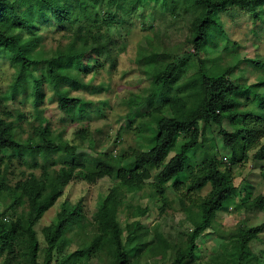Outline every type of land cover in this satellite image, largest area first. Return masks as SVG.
<instances>
[{
  "label": "rangeland",
  "instance_id": "rangeland-1",
  "mask_svg": "<svg viewBox=\"0 0 264 264\" xmlns=\"http://www.w3.org/2000/svg\"><path fill=\"white\" fill-rule=\"evenodd\" d=\"M131 1L125 0L123 8L114 5L109 9L105 6L96 9L102 20L98 22V29L90 31L102 33L105 51L82 58V73L78 79L87 88L76 90L68 84L61 86L68 98L80 100L77 110L83 111L82 119L70 118L60 111L57 97L44 79L46 62L55 60L71 43L78 45L77 35L88 30L87 22L71 23V26L55 21L40 23L33 38L36 45L28 53L33 64L22 71L20 64L0 50V116L8 122H18L16 139L26 141L33 129L43 123L54 135L60 134L64 141L75 146L77 152L103 159L115 172L131 165L136 156L152 147V128L147 125L149 118L145 113L157 107L165 111L166 103L174 94L171 84L153 91L144 55L154 56L156 63L176 62L174 85L199 71L219 74V71L230 70V79L235 85L251 87L252 92H256L238 96L241 102L238 111L263 115L260 111L264 112V4L258 5L255 13L246 8L225 7L214 17L205 47L198 50L192 38V27L201 12L199 1ZM30 2L32 0H18L17 4L24 11ZM107 14L114 17L112 24L104 22ZM256 63L262 67L258 68ZM33 78L38 80L37 106ZM18 115H21L19 121ZM172 116L180 119L183 113ZM237 125L224 120L222 129L233 132ZM256 127L260 137L255 146L246 151L238 142L231 150L224 145L219 127L199 123L202 134L198 139L199 147L187 153L190 172L197 173L207 161L214 159L220 163L219 170L228 173L236 191L232 200L216 214L212 227L200 236L192 258L183 264H221V245L230 249L231 241L240 230L264 224V205L255 203L258 198L264 199V160L253 158L257 148L264 145V115L263 123ZM188 139V135H180L165 161L179 152ZM0 157V219L4 223L25 220L27 200L22 195L14 201L12 191L31 173L39 176L40 170L29 168L21 162L20 156L9 150L3 151ZM60 166L59 163L50 170H58ZM159 171H152L139 190L110 178L94 184L79 178L68 183L62 195L33 227L38 244L36 264H42L46 256L43 230L53 227L63 212H75L78 219L58 239L50 264H117L116 254L105 239L95 243L88 254L83 253L96 237L102 236L97 215L103 211L117 224L127 264H170L177 252L185 250L188 236L198 223L200 205L211 185L191 191L189 171L158 183ZM23 242L28 245L26 239ZM248 246L253 254V259H248L249 264H264V232ZM24 250L23 246H17L13 253L0 252V264H32ZM74 253H79L81 259L69 258Z\"/></svg>",
  "mask_w": 264,
  "mask_h": 264
},
{
  "label": "trees",
  "instance_id": "trees-1",
  "mask_svg": "<svg viewBox=\"0 0 264 264\" xmlns=\"http://www.w3.org/2000/svg\"><path fill=\"white\" fill-rule=\"evenodd\" d=\"M135 1L136 0H132ZM131 1V2H132ZM201 5V12L192 27V38L195 49H203L211 34L214 17L227 6L246 8L255 13V8L264 4V0H197ZM18 0H0V50L8 53L13 61L20 64V70L31 67L32 59H29V51L36 45L33 40L40 23L55 21L62 24H76L85 21L88 23L86 32L77 35L78 45L71 43L68 48L58 54L55 60L46 62V79L57 97L60 111L71 118L82 119L83 111H78L80 100L68 98L66 92L61 89L62 85L68 84L78 90L87 88L79 81L82 73V58L86 54H99L105 51V37L97 30L98 22L102 20L96 9L103 6L111 8H123L125 0H32L24 11L19 9ZM23 2V1H21ZM135 9V6L131 7ZM114 17L107 14L104 20L112 24ZM71 26V25H70ZM79 32V31H78ZM144 64L151 79L153 91L156 87L171 84L173 98L166 103L167 108H152L145 113L149 118L147 125L152 128L150 141L152 147L142 151L134 159L131 165H127L120 171L115 172L108 167L103 159H93L84 153H79L76 147L64 141L61 135H54L49 126L39 124L33 129L31 137L26 141L15 138V132L19 124L8 122L0 116V154L9 150L21 158V162L31 169H39L40 174H30L24 181L19 182L12 194L14 201L20 196H25L28 203L27 219L4 223L0 219V252L13 253L15 248L24 247L30 262L36 264L35 256L38 249L34 225L42 215L50 209L56 200L62 195L64 188L72 180L79 178L88 184H94L103 178L117 179L130 189L139 190L144 180H147L152 171L160 169L157 174L158 183H165L180 174L189 171L191 191H199L206 184L211 185V190L201 203V213L188 236L185 250L176 253L170 264H183L191 259L197 250V241L202 233L212 227L216 214L222 207L232 200L235 187L229 181L228 173L219 170V164L210 159L197 173L190 172L189 158L187 153L199 147L198 139L201 137L199 123L215 124L219 127L224 145L233 150L238 142L243 144V150H248L256 145L259 133L257 125L263 123V110L261 116H252L250 112H239L241 102L239 95L252 92L251 87L235 85L230 79V70L214 73L211 71H199L179 85L173 84V78L177 75L176 62L163 64L156 63L154 56L144 55ZM257 67H262L256 63ZM17 78L20 79V76ZM38 80L33 78L34 104L37 106L39 91L36 87ZM256 86V85H254ZM155 94V93H154ZM153 95V93H152ZM154 96V95H153ZM238 99V100H237ZM151 107V104H148ZM183 113L182 118L175 119L172 115ZM21 115L17 116L19 121ZM224 120L230 121L237 127L233 132L222 129ZM251 124L252 127L250 126ZM180 135H188V142L181 146L168 161H165L169 151L173 148ZM85 141L86 137L81 136ZM253 158L257 161L264 160V145L257 148ZM30 161H29V160ZM0 162L2 158L0 157ZM61 164L58 170L50 167ZM2 174L0 173V176ZM2 182V180L0 181ZM1 186V183H0ZM264 205V199L258 198L255 203ZM16 204L13 202V205ZM78 219L77 213H61L55 225L43 230V238L47 246L46 256L42 264H50L52 251L63 232ZM98 230L101 237L83 250L88 252L98 243L105 239L106 244L111 246L116 254L117 264H127L128 258L124 245L119 238L117 224L114 218H109L105 212L97 215ZM136 229L134 228L133 231ZM132 232V231H131ZM264 232V224L240 230L232 240L231 248L221 245L219 254L221 264H249V258L253 259L248 244L257 240ZM27 240L28 245L23 241ZM225 256V258H223ZM69 258H80L79 253H74Z\"/></svg>",
  "mask_w": 264,
  "mask_h": 264
},
{
  "label": "built area",
  "instance_id": "built-area-1",
  "mask_svg": "<svg viewBox=\"0 0 264 264\" xmlns=\"http://www.w3.org/2000/svg\"><path fill=\"white\" fill-rule=\"evenodd\" d=\"M226 161V159H224Z\"/></svg>",
  "mask_w": 264,
  "mask_h": 264
}]
</instances>
